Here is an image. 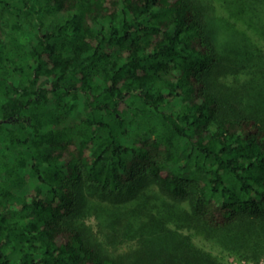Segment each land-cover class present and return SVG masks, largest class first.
I'll use <instances>...</instances> for the list:
<instances>
[{"label": "trees", "instance_id": "16d2710c", "mask_svg": "<svg viewBox=\"0 0 264 264\" xmlns=\"http://www.w3.org/2000/svg\"><path fill=\"white\" fill-rule=\"evenodd\" d=\"M183 222L264 256V0H0V264H220Z\"/></svg>", "mask_w": 264, "mask_h": 264}, {"label": "rangeland", "instance_id": "374dc122", "mask_svg": "<svg viewBox=\"0 0 264 264\" xmlns=\"http://www.w3.org/2000/svg\"><path fill=\"white\" fill-rule=\"evenodd\" d=\"M154 198L151 197V205H160L162 202H167L166 204L169 206L170 204L163 198H159V194H152ZM164 202V203H165ZM172 205V204H171ZM189 205L187 203H183L182 206H179V209H188ZM175 208V207H174ZM88 224L93 226L95 231L102 230V223L97 216L92 215L87 218ZM174 226L175 225H171ZM182 229H180L181 239H190L191 243L195 245L197 248L207 252L208 254H212L220 264H264V256L259 261L247 260L241 257L239 254L231 253L225 250L216 240L213 238L207 237L201 233H199L195 227L192 225H187L185 222L181 223ZM107 231V229L105 228ZM136 239L129 238L126 239L123 243L119 245L121 250L128 249L129 246L136 244Z\"/></svg>", "mask_w": 264, "mask_h": 264}]
</instances>
